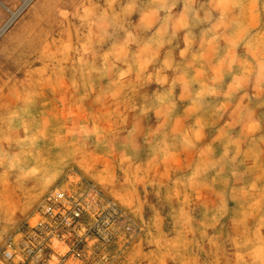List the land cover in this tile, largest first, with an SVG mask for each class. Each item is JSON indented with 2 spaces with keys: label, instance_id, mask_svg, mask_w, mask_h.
I'll return each mask as SVG.
<instances>
[{
  "label": "rangeland",
  "instance_id": "1",
  "mask_svg": "<svg viewBox=\"0 0 264 264\" xmlns=\"http://www.w3.org/2000/svg\"><path fill=\"white\" fill-rule=\"evenodd\" d=\"M9 12L0 264H264V0H0V30ZM53 188L86 210L59 238L34 228Z\"/></svg>",
  "mask_w": 264,
  "mask_h": 264
},
{
  "label": "built area",
  "instance_id": "2",
  "mask_svg": "<svg viewBox=\"0 0 264 264\" xmlns=\"http://www.w3.org/2000/svg\"><path fill=\"white\" fill-rule=\"evenodd\" d=\"M85 212L81 200L69 195L63 189L53 188L46 194L37 209L39 221L34 228L47 226L49 235L59 238L63 235L59 231L69 230L73 225L79 224ZM99 216L101 220L95 227L96 235L102 242L109 243L113 237L114 225L123 218V213L116 204L110 202L106 204V208ZM11 246L12 243L8 244L4 252L8 260L14 255L11 252ZM38 252L42 250L39 249Z\"/></svg>",
  "mask_w": 264,
  "mask_h": 264
},
{
  "label": "bare ground",
  "instance_id": "3",
  "mask_svg": "<svg viewBox=\"0 0 264 264\" xmlns=\"http://www.w3.org/2000/svg\"><path fill=\"white\" fill-rule=\"evenodd\" d=\"M26 4V3H25ZM20 12L16 13H12L9 12L11 18L10 20L6 23V25L0 30V37L2 36V34L5 32V30L12 24V22H14V20L16 19V17L18 16ZM8 182V181H7ZM11 188V187H10ZM11 191V190H10ZM8 193V192H7Z\"/></svg>",
  "mask_w": 264,
  "mask_h": 264
}]
</instances>
